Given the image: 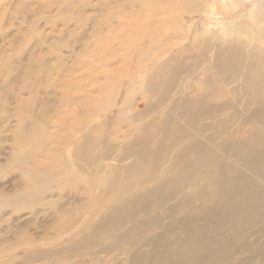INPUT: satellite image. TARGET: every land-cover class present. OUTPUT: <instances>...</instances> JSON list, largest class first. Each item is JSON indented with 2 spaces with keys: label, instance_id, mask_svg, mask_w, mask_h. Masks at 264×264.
Masks as SVG:
<instances>
[{
  "label": "bare ground",
  "instance_id": "6f19581e",
  "mask_svg": "<svg viewBox=\"0 0 264 264\" xmlns=\"http://www.w3.org/2000/svg\"><path fill=\"white\" fill-rule=\"evenodd\" d=\"M85 1L40 0L30 17L27 7L25 16L0 9V31L8 9L29 26L65 2L58 15L75 12L66 22L47 17L50 30L32 47L36 28L0 33V173L13 175L0 204L30 211L26 222L1 220L0 261L15 252L1 264H264V0ZM90 9L102 18L94 23ZM51 32L64 40L51 45ZM117 38L137 42L134 60L148 49L155 58L127 83L145 110L125 102L82 135L64 134L70 93L90 78L103 91V65L114 77L126 72L125 49L107 51ZM65 48L75 52L67 68ZM66 167L65 188L84 182L75 196L56 191Z\"/></svg>",
  "mask_w": 264,
  "mask_h": 264
},
{
  "label": "rangeland",
  "instance_id": "374dc122",
  "mask_svg": "<svg viewBox=\"0 0 264 264\" xmlns=\"http://www.w3.org/2000/svg\"><path fill=\"white\" fill-rule=\"evenodd\" d=\"M36 1H38V0H17V3H16V1H14V0H0V9L2 10V13H4V9L9 7L10 5L12 6L13 9H14V6H17V7H20V9H22V11H20V12L23 16L24 15V9H25V7H27L28 10L27 11L25 10V14H27V16L30 17L33 15L34 10H36L38 7H41L42 2H44V3L48 2V0H41L42 2H39L40 1L39 0L38 3H36ZM91 2L94 5L97 3L96 0H92ZM68 3L69 2H65V3L61 4L58 8L55 7V9L53 10L52 13L51 12L48 14L41 13L40 15H38V16H40L39 18H36V17L33 18L31 20V22L35 23L34 24L35 26H29L27 20H20L21 17L18 14L16 15L15 10L8 9L7 10L8 16H7V18L5 17V26L0 31V33L8 34V33L13 32V34L15 35L17 32H19V30H22V31L31 30V32H32V31H35V28H36V31L32 34V36L27 39L30 47H32L38 39H41L44 36V34L48 30H50V26L46 25V22H47L46 18L47 17L49 20L54 18L56 21H65V19L69 20L71 17L74 16L73 14L75 12H73V11L66 14V15H69L68 18L61 16V15H58V12H62V8L64 6L65 7L68 6ZM85 4H90L89 0L85 1ZM85 4L83 7H85ZM1 10H0V12H1ZM88 12H89V14H92L91 18H93L94 23L102 18V16L100 14H94L92 9H90ZM116 22L117 21H114L115 26H116ZM68 26L69 25H61L60 29L61 30H67ZM77 27L78 26H76V25L73 26V28H77ZM38 30H42V33H38V32H41ZM8 31H10V32H8ZM53 34H55V33L48 34V36H49L48 38H50L48 40H51V45L56 44V42H58V41L64 40V36L61 38L55 39L52 36ZM56 35H57V33H56ZM0 37H1V41H2V36H0ZM117 39H120V41L118 43H117V41L114 42L112 40L106 41V44L108 45V49H107L108 54H111V57L114 58V56L118 55L122 51L120 48L125 49L122 56H120L118 58L121 60H126L124 62L125 66L123 65L122 67H126V69L129 71L126 70V72L121 77H118L119 74L116 71L117 77H114L113 71L111 72L110 68L104 67V65H103L101 68L102 70H100V71H104V70L108 69L106 78L103 80V82L105 84L103 86V89H104L103 91L100 92V90L97 87L92 86V83L94 82V80L90 78V80L86 81V82L90 88L92 86V91L95 92V94H92V92H90L88 89V85H85V84L82 86V88L84 89V92L82 94L77 95L75 93H70L71 99L67 100V104H68L66 107L67 113H65L66 121H63V123L58 128L64 134L70 135V134H72L71 131L73 130L74 134L76 133V136L82 135L83 131L82 132L80 131V129H81L80 127L87 129L91 125H94V124L97 125L100 121V118H103V117L105 118L107 115H111L112 113H113L112 118H114L117 115V112H119L120 109H123V107H121V106L125 102L127 103V105H132V106L135 105L139 111L145 110V107H144L145 102H144L142 94L140 93V88H138L137 86H134V85H127V83L129 81L135 79V76L138 77L137 78L138 80L139 79L141 80L142 79L141 78L142 73L139 74V72L143 71L141 69L142 68L141 66L145 62L152 60V59H155V58H153V53L148 49V51H146V50L142 51L141 54L139 56H137V58L134 60V58L130 55V52L132 49H135L137 42L133 43L134 42L133 39H132V41L129 39L124 40L122 38H117ZM109 42H111L112 44ZM0 44L3 45L2 42H0ZM1 45H0V51L3 49ZM114 45H116V48L113 47ZM4 52H6L8 54L10 53L8 51H4ZM14 52L17 53V51H14ZM37 53H38V55H41V54H44L45 51L40 50ZM60 54L65 56V59H66L65 62L66 63H64L63 65L65 68H67V66H70V64L72 62L71 58H73L75 52L72 49L65 48V49H61ZM153 61L155 62V60H153ZM129 62H131V63L126 65ZM61 67H62V64H61ZM121 86H123V87L121 88ZM99 87H101V85H99ZM71 90H74V88H71ZM113 90L114 91L116 90V92L113 93L114 92ZM107 92H109V94H106ZM85 93H87V94H85ZM112 95L113 96L115 95V100H116L115 103L117 104V106L114 109L108 108L105 105V103H103L104 99L107 100V98L109 96H112ZM82 97H85L84 98L85 103H83L85 105H82V104L73 105V103H75V101L82 100L83 99ZM108 100H109V98H108ZM126 103H125V106H127ZM74 108H76L80 112L73 114L72 111ZM1 109H2V107L0 106V110ZM68 113H69V115L67 116ZM93 116L96 117L97 119H94ZM149 119H151V115H149ZM109 120H111V119H109ZM109 123L111 125V128H113L114 127L113 125L115 124V119H112L111 121H109ZM128 124H129V121H126V120L119 122V124L117 125V127H118L117 133H119V131L127 129ZM69 125H71V127H68ZM53 126H55V125L54 124H48V125L44 126V128H45L44 132L46 131L47 133H50V130L53 129L52 128ZM112 130H114V128ZM46 134L44 133V136H42V137H45ZM29 140H32V139H29ZM45 146H46V144L42 148V149H44V148L45 149L44 150L41 149V152L47 151V147H45ZM3 148L6 150H9L11 148L10 142L5 143ZM36 152L38 153L36 155V160H38L39 158H41V155L39 154V151H36ZM49 153L53 154L54 152L50 151ZM2 161H5V160L2 158ZM114 164L118 165L117 163H114ZM124 164H127V163H124ZM0 172H1V170H0ZM4 172H6V171H2V173H0V180H1L0 181V187H4L5 189H9L11 187V184H10L8 179L13 178V175L11 172H10V174H8V173L6 174ZM67 172H68L67 167L63 171H61V170L58 171L57 181H56V191L58 193L59 189H62V188L63 189H71L70 191H72V196H75L74 193L77 194L80 189H84V182H82V186H80L79 184H78V186H75V187L72 185H69L68 186L69 188H65L66 185L62 182V179L64 177H66L65 175H68ZM7 175H10V176L8 178H6ZM69 175L70 176L67 178L71 179L73 177L71 175H73V174H71L69 172ZM80 181H81V179H80ZM89 189L90 188H88V190ZM88 190H86L84 193H88ZM29 212L25 211L22 213L27 214ZM22 213L19 214L18 210L13 208V205L2 207V205L0 204V221L4 217H6L7 219H10V220L14 219L18 216H22L23 215ZM22 217H23V220L25 222L28 221V219H30V215H26V216L23 215ZM10 224H11V222H10ZM4 228H7L6 223L1 221L0 222V231L3 230ZM263 240H264V238L263 239L261 238L260 243H261V246L264 247ZM13 253H15V252L12 251L10 253H4L3 254L4 258L1 261L7 260L10 257V255L12 256ZM115 255H117V254L114 253L113 256H115ZM247 255L248 254L246 253L243 255H239V257H246ZM260 255L261 256L257 259V263H264V257H263L264 254L262 255V253H261ZM116 258L118 259V257H116ZM1 261H0V264L2 263ZM108 264H111V263H108Z\"/></svg>",
  "mask_w": 264,
  "mask_h": 264
}]
</instances>
